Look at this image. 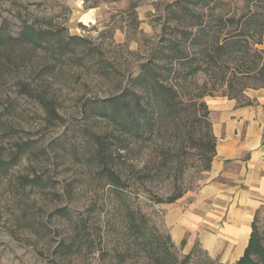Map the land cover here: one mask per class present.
<instances>
[{"label": "rangeland", "instance_id": "rangeland-1", "mask_svg": "<svg viewBox=\"0 0 264 264\" xmlns=\"http://www.w3.org/2000/svg\"><path fill=\"white\" fill-rule=\"evenodd\" d=\"M173 1L0 0V35L15 37L24 23L54 31L47 48L9 39L0 47V158L15 144L30 145L16 165L0 170V264H175L153 254L172 233L168 214L198 200L209 214L184 233L183 244L171 239V254L180 260L195 250L186 264L240 257L242 245L221 235L228 209L201 199L220 178L210 179L211 150L198 123L164 122L152 138L116 152L120 130L97 111L96 102L116 93L157 43ZM223 1L222 12L244 11V0ZM69 36L84 41L59 58L58 41ZM208 75L192 80V95L203 83L213 88ZM45 105L56 116L49 118ZM98 142L107 148L106 165L126 181L121 193L102 173ZM34 175L38 183L23 186ZM178 191L171 203L156 201ZM137 211L147 219L138 235L150 241L145 249L126 228L127 215L140 218ZM255 215L264 244V201Z\"/></svg>", "mask_w": 264, "mask_h": 264}, {"label": "trees", "instance_id": "trees-1", "mask_svg": "<svg viewBox=\"0 0 264 264\" xmlns=\"http://www.w3.org/2000/svg\"><path fill=\"white\" fill-rule=\"evenodd\" d=\"M224 4L223 0L173 1L168 6L159 40L139 63L135 74L116 93L96 102L98 114L116 124L120 130L116 152H128L131 142L152 138L164 122L170 124L192 118L209 141L211 154L207 158L208 164L212 161L215 137L204 97L215 96L214 90L224 88L219 96L236 99L239 105H248L251 101L244 99V91L264 88V0H244V11L239 13L222 12ZM53 32L24 23L15 37L0 35V47L9 39L31 49L47 48L53 44ZM83 41L77 36L58 41L59 58L68 52H75V47L71 48V45ZM203 73L214 79L213 88L208 89L203 83L192 95L189 85ZM45 109L49 118L56 116L52 106L45 105ZM106 149L98 142L95 157L102 165L107 183L121 193L127 186L126 181L120 173L106 165ZM29 150L30 145L26 143L15 144L6 160L0 158V170L6 173ZM39 178L38 175L25 177L22 184L34 186ZM182 194L183 191H178L165 200L157 198L156 201L171 203ZM137 212L139 219L134 213L127 215L126 228L137 236V244L145 249L150 241L144 237L138 241V235L147 224V219L140 211ZM255 219L256 215L250 224L249 239L242 255L232 264H264V244ZM183 243L184 240L181 241ZM173 246L170 235H166L161 247L153 254L156 260L173 262L174 258L175 264H186L195 251L192 249L177 260L170 252Z\"/></svg>", "mask_w": 264, "mask_h": 264}, {"label": "crops", "instance_id": "crops-1", "mask_svg": "<svg viewBox=\"0 0 264 264\" xmlns=\"http://www.w3.org/2000/svg\"><path fill=\"white\" fill-rule=\"evenodd\" d=\"M244 99L251 104L239 105L236 99L226 96L205 100L215 137L209 176L220 180L213 181L201 195L202 200L216 201L219 207L228 209L221 235L240 243L241 255L249 239L253 214L264 201V88L246 89ZM200 201L192 202L186 212L168 214L172 240L181 241L185 232L193 231L203 220V214H209ZM189 244L193 245V238Z\"/></svg>", "mask_w": 264, "mask_h": 264}]
</instances>
